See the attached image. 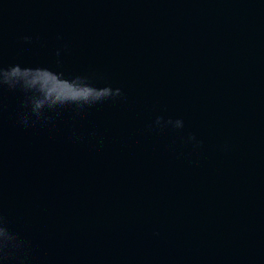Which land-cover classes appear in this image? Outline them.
Returning <instances> with one entry per match:
<instances>
[{
	"label": "water",
	"instance_id": "1",
	"mask_svg": "<svg viewBox=\"0 0 264 264\" xmlns=\"http://www.w3.org/2000/svg\"><path fill=\"white\" fill-rule=\"evenodd\" d=\"M0 264H264V0H0Z\"/></svg>",
	"mask_w": 264,
	"mask_h": 264
}]
</instances>
